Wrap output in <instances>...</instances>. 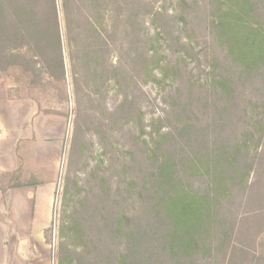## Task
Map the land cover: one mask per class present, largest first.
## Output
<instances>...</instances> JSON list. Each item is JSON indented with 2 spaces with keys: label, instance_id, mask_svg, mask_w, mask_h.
Returning a JSON list of instances; mask_svg holds the SVG:
<instances>
[{
  "label": "trees",
  "instance_id": "1",
  "mask_svg": "<svg viewBox=\"0 0 264 264\" xmlns=\"http://www.w3.org/2000/svg\"><path fill=\"white\" fill-rule=\"evenodd\" d=\"M177 2L179 14L147 0H0V70L61 91L66 46L78 96L99 98L100 112L80 110L76 123L58 264H251L237 261L233 237L264 159V0ZM201 22L212 54L178 32ZM120 40L131 70L110 58ZM193 69L205 81L164 86V106L147 117L135 75L177 80ZM91 130L101 146L94 165Z\"/></svg>",
  "mask_w": 264,
  "mask_h": 264
},
{
  "label": "rangeland",
  "instance_id": "2",
  "mask_svg": "<svg viewBox=\"0 0 264 264\" xmlns=\"http://www.w3.org/2000/svg\"><path fill=\"white\" fill-rule=\"evenodd\" d=\"M147 1L153 3L155 5L154 7L157 9L163 7L173 14H179L182 11L177 0H173V2L171 0ZM203 13H205V10L201 8L198 11V14L202 16ZM60 18L62 27H64L62 15ZM163 19L164 21L161 19L155 22L152 27L158 29L164 27L165 24L163 22L167 19ZM191 27L194 28L191 29ZM178 32L183 37H192L197 50L203 52L208 51L211 54L214 53V47H211L209 43L206 44L204 41V37L209 36L208 30L205 29V23L201 22L196 26L189 24L187 25L186 30H178ZM167 50V44H163L162 53L164 55L166 53V55L169 56V59L176 62L177 56L171 55L167 52ZM128 51V43L120 40L113 46V49L110 52V58L114 62H121L129 70H131L132 63L129 60ZM64 56L67 67V78L66 84L61 91H58L49 83L45 84V88L32 85L31 78L19 69H10L5 71L0 70V86L6 88L11 98L30 99L36 104L35 106L38 111L36 114L38 115L40 123V131H38L37 134L39 146L44 143V140L47 141L44 139L45 134L42 132L44 129L48 130L49 135H51V133L54 134V138L49 136V140L52 141L51 138L55 140L54 143L48 142L53 150L49 152V158L54 155V163L49 166V169L51 170L53 168V170H51L49 174H46V169L43 168L44 173L40 175L42 178H53L54 187L51 191V185L46 186L43 188L42 194L40 193V196L38 197L40 205L39 207L37 206L38 211H36L35 224L38 222V225H43L48 222V226L41 231V237L44 239V242L42 241V245L38 247L37 253L39 255V259H42L38 262V264H58L63 191L66 182V175L69 169L71 145L75 136L79 112L80 110L86 111L85 109H87V107L92 108L97 113L100 112L99 105L97 103L99 98L95 94L93 96L95 99V105H90L88 97L84 96V94L78 96L72 78L69 51L66 46ZM163 57L164 59H168L167 56ZM187 63H189L190 68L195 67V62H193L190 58L187 59ZM141 76L139 77L138 75H135L137 83L135 86L137 87L136 92L141 95L145 94L148 99L146 101L145 108L147 117H150L149 114L152 110L159 112L162 109L161 106H164V103L159 105L162 92L164 91V86L167 88L169 83L171 84L173 82V84H181L186 87L189 82L197 83V80H201V82L205 81V76L201 74L200 71L198 72L197 69H193L192 72H189V70L183 71V75H181V78L177 80H173L172 76H169L166 81L158 80L156 82H144L146 80ZM112 95L113 92L109 95V102L112 101ZM44 117L54 119V123L49 122L47 123V126L43 125L42 127L41 121ZM81 127H84L83 121H81ZM59 132L63 133V138L61 139L62 146L60 141L58 142L59 136L57 135ZM85 136L88 140H93L92 142L95 143V147H92L94 159L90 161L93 162L91 165H94L100 157V142L98 137H96L94 130L88 131L85 133ZM32 167L33 169H42V167L38 164L33 165ZM45 167L47 168V166ZM75 169H78L77 173L83 174L84 172L81 170V166H77ZM256 171L257 175L254 177L255 184L251 187L250 192L246 193L241 208L239 207V220L236 226L237 229L234 233L233 242L239 249H242V251L240 250L236 255L237 261L243 259L248 260L251 264H264V159L259 161ZM14 175H16V177L11 175H0V190L3 193V196L0 195V264H9L8 262L4 263V259L8 256V252H12L14 248L13 241L17 238V235L10 226L9 201L6 197L7 190L14 188V186L12 187V184L17 183V181L30 182L29 180H25L30 178V174H25L23 169H21V174L18 172L16 174L14 173ZM20 177L24 180H19ZM46 229H50L49 242L45 237ZM27 232V230L23 229L21 231L22 236L25 237ZM4 237L10 239L8 247L3 245ZM22 250L23 253H26L27 247H23ZM253 253L259 256L260 260L255 259L253 257ZM22 264H25V262H22Z\"/></svg>",
  "mask_w": 264,
  "mask_h": 264
},
{
  "label": "crops",
  "instance_id": "3",
  "mask_svg": "<svg viewBox=\"0 0 264 264\" xmlns=\"http://www.w3.org/2000/svg\"><path fill=\"white\" fill-rule=\"evenodd\" d=\"M35 105L30 99L11 98L6 88L0 86V175L4 176L17 170L21 174L23 169L25 174H30V178L25 180L35 183L14 187L6 193L9 201L10 226L17 235L13 241L12 252H8V256L4 259V263L9 264H22V262L38 264L42 260L37 253L38 247L42 245V241L44 242L41 231L48 226V222L43 225H38V222L35 224V217L37 206L40 205L38 197L40 193L42 194L43 188L51 185L52 191L54 187L53 178H42L40 175L44 173L43 168L46 169V174L53 170V168L49 169L54 163V155L49 158V152L53 150L48 142L54 143L55 140H53L54 134L49 135L48 130L44 129L42 132L47 141L44 140V145L39 146L37 134L40 131V123ZM49 122L54 123V119L44 117L41 121L42 127L47 126ZM49 136L53 137L52 141L49 140ZM57 136H59L58 142L61 143L63 133L59 132ZM37 164L42 167L41 170L33 169L32 166ZM11 176L16 177V175ZM19 180L24 179L20 177ZM0 193L3 196L1 190ZM23 229L28 231L25 237L21 234ZM9 244L10 239L4 237L3 245L8 247ZM23 247H27L26 253H23Z\"/></svg>",
  "mask_w": 264,
  "mask_h": 264
}]
</instances>
